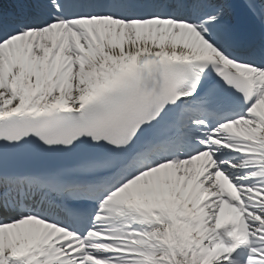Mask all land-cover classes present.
Here are the masks:
<instances>
[{"label": "snow or ice", "instance_id": "6c2138e0", "mask_svg": "<svg viewBox=\"0 0 264 264\" xmlns=\"http://www.w3.org/2000/svg\"><path fill=\"white\" fill-rule=\"evenodd\" d=\"M0 264H264V0H0Z\"/></svg>", "mask_w": 264, "mask_h": 264}]
</instances>
